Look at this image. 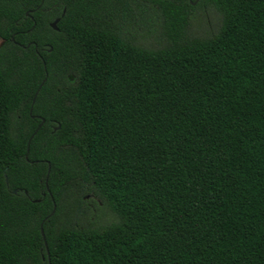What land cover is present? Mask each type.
I'll use <instances>...</instances> for the list:
<instances>
[{
  "label": "trees",
  "instance_id": "obj_1",
  "mask_svg": "<svg viewBox=\"0 0 264 264\" xmlns=\"http://www.w3.org/2000/svg\"><path fill=\"white\" fill-rule=\"evenodd\" d=\"M0 40V264H264V0H0Z\"/></svg>",
  "mask_w": 264,
  "mask_h": 264
},
{
  "label": "water",
  "instance_id": "obj_2",
  "mask_svg": "<svg viewBox=\"0 0 264 264\" xmlns=\"http://www.w3.org/2000/svg\"><path fill=\"white\" fill-rule=\"evenodd\" d=\"M57 23H58V20H56V21H54V22L52 23V27H53L54 29H57ZM34 101H35V99H34ZM43 122H44V120H43ZM42 233L44 234L43 229H42Z\"/></svg>",
  "mask_w": 264,
  "mask_h": 264
},
{
  "label": "rangeland",
  "instance_id": "obj_3",
  "mask_svg": "<svg viewBox=\"0 0 264 264\" xmlns=\"http://www.w3.org/2000/svg\"><path fill=\"white\" fill-rule=\"evenodd\" d=\"M2 43H3L2 40H0V46L2 45Z\"/></svg>",
  "mask_w": 264,
  "mask_h": 264
}]
</instances>
